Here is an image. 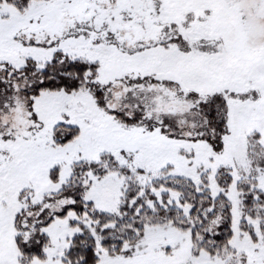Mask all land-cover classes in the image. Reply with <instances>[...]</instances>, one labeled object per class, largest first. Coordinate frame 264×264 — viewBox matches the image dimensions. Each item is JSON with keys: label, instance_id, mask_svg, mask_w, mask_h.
I'll return each instance as SVG.
<instances>
[{"label": "snow or ice", "instance_id": "snow-or-ice-1", "mask_svg": "<svg viewBox=\"0 0 264 264\" xmlns=\"http://www.w3.org/2000/svg\"><path fill=\"white\" fill-rule=\"evenodd\" d=\"M0 264H264V0H0Z\"/></svg>", "mask_w": 264, "mask_h": 264}]
</instances>
